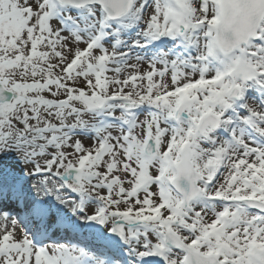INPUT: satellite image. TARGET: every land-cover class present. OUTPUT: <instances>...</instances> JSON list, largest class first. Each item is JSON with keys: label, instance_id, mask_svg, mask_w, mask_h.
<instances>
[{"label": "snow or ice", "instance_id": "1", "mask_svg": "<svg viewBox=\"0 0 264 264\" xmlns=\"http://www.w3.org/2000/svg\"><path fill=\"white\" fill-rule=\"evenodd\" d=\"M0 264H264V0H0Z\"/></svg>", "mask_w": 264, "mask_h": 264}]
</instances>
